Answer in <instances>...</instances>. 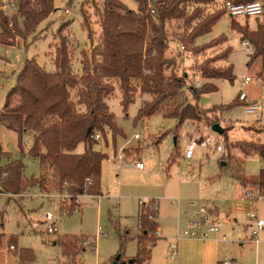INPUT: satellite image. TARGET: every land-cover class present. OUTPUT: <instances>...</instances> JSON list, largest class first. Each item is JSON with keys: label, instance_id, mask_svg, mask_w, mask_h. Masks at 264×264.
Returning a JSON list of instances; mask_svg holds the SVG:
<instances>
[{"label": "rangeland", "instance_id": "374dc122", "mask_svg": "<svg viewBox=\"0 0 264 264\" xmlns=\"http://www.w3.org/2000/svg\"><path fill=\"white\" fill-rule=\"evenodd\" d=\"M102 1L70 0L63 7L60 0H54L52 13L32 35L25 40L12 39L11 46L0 45V109L26 59H34L47 72L54 71L53 58L58 43L56 32L60 26H64L62 34L66 40L72 37V43L67 44L72 50L71 67L74 72H80L82 51L89 54L100 34L96 5L101 8ZM118 1L129 10L137 9L134 0ZM215 7L213 5L209 10L213 11ZM81 10L88 19L90 38ZM234 20L238 26L248 30H255L258 26L264 30V12L259 17ZM231 21L228 15H222L208 33L194 41L193 48L225 37V42L201 54L180 52L176 46L182 45L183 25L178 20L167 23L169 42L165 57L173 58L176 73L187 77L186 88L163 102L151 117L135 120L142 102L150 100L148 95L137 91L133 102L123 112L121 92L114 85V92L106 103L123 136L113 139L108 132L105 140L100 139L94 146L95 150L107 156L101 165L99 200L92 196H71L66 190L59 191L52 180L47 181L45 189L34 184L17 196L0 193V264H21L19 253L22 249L30 250L34 256L33 261L27 264H111L116 257H119L117 264H137L130 262L136 259L137 238L141 234L138 225L139 201L149 200H154L151 203L157 209L154 220L161 233L156 244L149 246L150 259L141 264H221L227 260L231 264H264V230L259 234L260 244L256 248L248 242L252 225L246 216L247 212L257 209L264 220V196L259 203L245 201V191L236 179L234 162L229 163L222 156L225 136L229 145L237 141L264 144V82L256 73L260 60L249 64L250 56L240 47V35L230 29ZM226 47L231 49L230 54L216 66L226 68L230 65L234 81H208L216 87V91L199 99V105L204 109H220L203 116V120L184 121L181 125L176 119L167 117L174 106L194 103L187 89L189 85L207 83L192 70L193 65L218 55ZM247 76L251 83L242 87V77ZM241 92L247 95L245 103L237 100ZM252 98L255 101H251ZM252 102L262 105L261 113H246L244 104ZM214 123H219L226 131L225 136L211 132L210 126ZM135 134L139 139H134ZM206 137H212L223 151L198 146L192 158L185 159L183 153L187 145ZM33 138L32 133L18 134L0 123V168L17 162L22 166L23 180L38 179L40 164L29 155ZM229 150L239 162L242 163L243 159L240 170L246 177H256L263 169V160L258 156L244 158L230 146ZM82 151L83 144L74 150L76 153ZM175 152L177 156L170 160ZM121 155L123 159H120ZM137 162L145 166L143 171L135 167ZM200 207L217 208L224 222L221 231L230 234L234 229L229 241L222 242L218 235H211L207 240L180 239L174 242L177 232L182 233L189 220L185 212ZM47 213L52 216L56 228L54 234L46 232L50 225L44 219ZM33 224H37L36 229L32 228ZM66 236L76 238L72 241L78 250L74 257L65 256L61 244L56 243ZM243 238L244 244L240 245L239 239ZM82 239L94 242L96 251L91 248L84 250ZM171 244L177 248L174 260L170 259ZM10 246L14 250H10Z\"/></svg>", "mask_w": 264, "mask_h": 264}, {"label": "trees", "instance_id": "16d2710c", "mask_svg": "<svg viewBox=\"0 0 264 264\" xmlns=\"http://www.w3.org/2000/svg\"><path fill=\"white\" fill-rule=\"evenodd\" d=\"M134 1L137 3L136 11L129 10L118 0H103L101 8L96 5L100 34L89 54L82 51L79 73L71 67L72 50L67 45L66 36L62 34L64 26H60L56 32L58 43L55 45L53 72L44 70L34 59L24 61L14 85L5 96L0 109V123L18 134H33L29 155L38 160L41 172L38 179L28 181L22 179L20 163L14 162L0 168V193L17 196L34 184L45 189L47 181L52 180L59 191L66 190L71 196L100 195L101 165L107 156L95 150L94 146L100 139L105 140L108 132L113 139L123 136L106 103V99L114 92V85L121 92L123 112L133 102L137 91L148 95L150 100L142 102L135 120L151 117L163 102L186 88L187 77L176 73L173 58L165 57L169 42L167 23L171 20L182 23L181 42L184 51L201 54L225 42L222 36L208 44L191 47L198 37L208 33L217 20L226 14L222 9L209 10L214 0H154L152 4L156 12L149 19L146 15L148 0ZM235 1L245 3L255 0ZM53 2L37 0L41 11L24 4L21 26L16 25L14 31H6L4 37H0V42L11 46L12 42L8 38L27 39L52 13ZM81 14L90 38L87 16L83 10ZM235 22L232 19L230 29L239 34L242 41L247 40L253 46L249 64L260 59L261 67L257 76L264 82L263 27L248 30ZM230 52L231 49L226 47L218 55L193 65L192 70L207 83L199 87L196 84L189 85L187 89L194 103L185 102L174 106L167 117L176 119L181 125L184 121H200L203 116L214 114L220 109H204L199 105V99L216 91V87L208 81H234L230 65L226 68L216 66V63L224 62ZM225 134L223 129L222 135ZM95 135H99L100 139L95 140ZM226 141L225 136V152L222 156L227 162H234L239 184L243 188L256 186L264 195V168L256 177H246L240 170L243 159L242 163L239 162L238 157H233L229 150L230 146L244 158L256 155L264 160V144L237 141L229 145ZM79 144H83V151L76 153L74 150ZM176 156L175 152L170 160ZM150 205L139 206L138 225L141 234L137 238V256L133 263L148 261L151 252L149 246L155 245L158 239V225L154 220L157 209L154 207L151 210ZM75 239L66 236L56 241L61 244L65 256L74 257L78 254L72 243ZM1 240L0 235V244ZM33 259L30 250L20 251L21 264L30 263Z\"/></svg>", "mask_w": 264, "mask_h": 264}, {"label": "built area", "instance_id": "2783aa9c", "mask_svg": "<svg viewBox=\"0 0 264 264\" xmlns=\"http://www.w3.org/2000/svg\"><path fill=\"white\" fill-rule=\"evenodd\" d=\"M63 4V7L67 5L68 1L70 0H60ZM154 0H148L147 7H146V15L149 17H153L156 10L154 5L152 4ZM28 4L32 8L41 11L40 6L37 3V0H0V37H4L6 31H14L15 26H21L23 21V14L22 9L24 4ZM214 6L216 9H222L232 19L236 18H250V17H259L264 12V0H255L252 2H236L235 0H214ZM67 11V10H65ZM148 22V21H147ZM149 31H147V35ZM9 41H12L11 38H8ZM72 37L67 38V44L72 43ZM0 45H3L0 42ZM179 51H184L183 45L177 46ZM240 47L246 54H252L254 51L253 46L249 43V41L244 40L240 42ZM251 82L250 77H242L241 86L244 87L245 85ZM196 86L199 87L200 83L197 82ZM238 100L243 102L246 100V93L241 92L238 96ZM245 111L247 114H255L261 113L263 108L260 104L251 103L245 105ZM95 140H99V135H95ZM134 139H139L137 134L134 135ZM211 147L214 148L215 151L221 152L222 146L216 145L215 140L212 137H206L201 140L192 141L187 145L184 150L183 156L185 159L189 160L193 156V152L196 147ZM120 159H123V156H120ZM135 167L137 169H143V164L140 162L135 163ZM263 168H264V160H263ZM90 184V182L88 183ZM244 195L243 198L245 201L250 203H259L262 198L263 194L259 191L256 186H249L244 188ZM84 196H92L87 194L78 195V197ZM47 198H53L51 195H46ZM59 197V196H58ZM93 198H100V196H92ZM243 201V200H242ZM244 202V201H243ZM152 201L149 200L147 202L139 201V205L142 206L143 204H151ZM194 205V203H192ZM155 207V206H154ZM154 207L150 205V209L154 210ZM80 208V207H76ZM75 208V209H76ZM185 216L189 217V220L186 223V228L182 231L177 232L174 242L176 243L180 239H203L207 240L211 235H218L219 240L222 242L229 241V237L233 232V228L230 231V234L223 233L221 231L224 222L220 219L218 210L216 207L212 208H204L200 207L192 212H185ZM246 216L251 223V229L249 233L248 242L252 243L256 248L259 245V234L264 229V220L261 219L259 212L257 209L253 211H249L246 213ZM45 221H49L50 225L47 226L46 232L48 234H54L56 232V228L54 227V223H52V216L51 214L47 213L45 215ZM33 229L37 228V224L32 225ZM81 246L84 248H91L93 251H96L95 243L86 239H82ZM10 250H14L13 246L9 247ZM170 250V259L174 260L177 256V248L175 244H171L169 246ZM221 264H231V261H223Z\"/></svg>", "mask_w": 264, "mask_h": 264}, {"label": "water", "instance_id": "95a60500", "mask_svg": "<svg viewBox=\"0 0 264 264\" xmlns=\"http://www.w3.org/2000/svg\"><path fill=\"white\" fill-rule=\"evenodd\" d=\"M210 130L212 133H215L217 135H222L223 134V128L220 127L219 123H214L211 125ZM119 260V257H116L115 260L111 264H117ZM130 263H133L131 261Z\"/></svg>", "mask_w": 264, "mask_h": 264}, {"label": "crops", "instance_id": "0c3cea01", "mask_svg": "<svg viewBox=\"0 0 264 264\" xmlns=\"http://www.w3.org/2000/svg\"><path fill=\"white\" fill-rule=\"evenodd\" d=\"M257 60H260V59H257ZM257 60L255 61V63L257 62ZM260 67H261V61H260V64H259V67H258V69L256 70V73L258 74V72L260 71ZM251 83V82H250ZM246 100H247V95H246ZM246 100L245 101H243L242 103H245L246 102ZM251 101H255V99H251ZM252 103H256V102H252ZM244 105H247V104H244ZM262 106V105H261ZM145 169V166L143 167V169H141L142 171ZM138 170H140V169H138ZM99 196H101V194L99 195ZM100 199V198H99ZM158 225V224H157ZM247 227H248V225H247ZM246 229H248V228H246ZM160 230H161V228L158 226V237H159V234L161 233L160 232ZM264 230V229H263ZM239 244L240 245H243L244 244V238L243 239H239ZM259 244H260V242H259ZM259 246V245H258Z\"/></svg>", "mask_w": 264, "mask_h": 264}]
</instances>
